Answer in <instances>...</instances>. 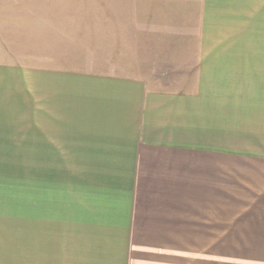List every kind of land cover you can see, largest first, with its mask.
I'll use <instances>...</instances> for the list:
<instances>
[{
  "label": "crops",
  "instance_id": "obj_1",
  "mask_svg": "<svg viewBox=\"0 0 264 264\" xmlns=\"http://www.w3.org/2000/svg\"><path fill=\"white\" fill-rule=\"evenodd\" d=\"M0 264H264V0H0Z\"/></svg>",
  "mask_w": 264,
  "mask_h": 264
},
{
  "label": "rangeland",
  "instance_id": "obj_2",
  "mask_svg": "<svg viewBox=\"0 0 264 264\" xmlns=\"http://www.w3.org/2000/svg\"><path fill=\"white\" fill-rule=\"evenodd\" d=\"M121 65H122V64H121ZM125 65H129V64H124V65H123V67L128 68V67H126ZM125 68H124V69L122 68V70H125Z\"/></svg>",
  "mask_w": 264,
  "mask_h": 264
}]
</instances>
